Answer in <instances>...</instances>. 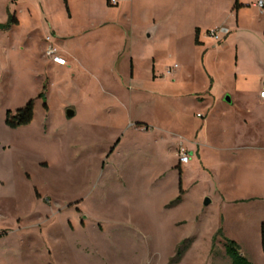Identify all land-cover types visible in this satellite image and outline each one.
<instances>
[{"label":"rangeland","instance_id":"374dc122","mask_svg":"<svg viewBox=\"0 0 264 264\" xmlns=\"http://www.w3.org/2000/svg\"><path fill=\"white\" fill-rule=\"evenodd\" d=\"M235 19L213 0H0V264H231L227 238L264 264V40L205 53L192 34Z\"/></svg>","mask_w":264,"mask_h":264},{"label":"crops","instance_id":"0c3cea01","mask_svg":"<svg viewBox=\"0 0 264 264\" xmlns=\"http://www.w3.org/2000/svg\"><path fill=\"white\" fill-rule=\"evenodd\" d=\"M123 1L125 2V0H123ZM256 1L257 0H213L214 5H218V4L222 5V3H224L226 5L227 9L230 12L234 13V15L236 16L234 24H232L231 26L219 25V24L202 25L201 23L193 24L192 25V34H195V36H194L195 44L198 46H201L203 49H206L205 53L207 51H209L213 42L216 41L214 38H212L209 35V31L212 29L218 28V27H226L227 29H229V33L224 35L222 37L221 41H216L219 44L223 43L224 46L227 45L231 35H233V34H234V36H235V34H240L243 36H248L250 38L253 37V38H257V39L259 38L261 40L262 39L264 40V9H260L257 6H255ZM107 4H108V2H107ZM119 4H120V0H118L117 6ZM247 12H254L257 15L253 21L254 24L252 25V27L254 29V33H255L254 35L251 33V30H248V26L246 25V13ZM18 22H19V20H18ZM157 31H158V26L150 29L148 32V36L152 37L153 35L157 34ZM197 31H199V33H198L199 43H196ZM208 37L211 38L212 40H215V41H212L208 44V40H209ZM61 66H65V65H61ZM173 71H174V69L171 70V72H173ZM228 97H230V96H228ZM209 98L210 97H206V100L208 101ZM230 99L231 100L228 101L226 98V101L228 103H232L233 98L230 97ZM261 104L264 105V99H262ZM190 160H191V157H190ZM188 163H190V161Z\"/></svg>","mask_w":264,"mask_h":264},{"label":"trees","instance_id":"16d2710c","mask_svg":"<svg viewBox=\"0 0 264 264\" xmlns=\"http://www.w3.org/2000/svg\"><path fill=\"white\" fill-rule=\"evenodd\" d=\"M67 4V0H64ZM108 5H112L110 0H107ZM18 23V20L15 16L10 18L9 24ZM198 33H196V43H199ZM40 97L46 98V92H42ZM47 107V104H45ZM34 119V102L33 100L29 101L24 107L18 109L15 113L8 111L6 123L11 128H18L21 126L29 125ZM218 234H222V229L219 230ZM264 234V226H263ZM225 251L228 257L231 259V264H253L242 252L240 245L232 239H226L225 241Z\"/></svg>","mask_w":264,"mask_h":264},{"label":"built area","instance_id":"2783aa9c","mask_svg":"<svg viewBox=\"0 0 264 264\" xmlns=\"http://www.w3.org/2000/svg\"><path fill=\"white\" fill-rule=\"evenodd\" d=\"M112 5H117L118 0H110ZM260 9H264V0H257L255 3ZM229 33V29L226 27H218L209 31V35L214 38L216 41H221L222 37ZM48 41H51V37L47 38ZM47 54L52 57V61L58 65H66L67 60L60 54V51L57 47L52 44L49 45L47 49ZM260 97L264 99V82L261 87ZM180 161L181 163H188L190 161V156L187 153L186 149L183 147L180 151Z\"/></svg>","mask_w":264,"mask_h":264},{"label":"water","instance_id":"95a60500","mask_svg":"<svg viewBox=\"0 0 264 264\" xmlns=\"http://www.w3.org/2000/svg\"><path fill=\"white\" fill-rule=\"evenodd\" d=\"M227 100L230 101L231 100L230 97H227ZM67 115L69 117H73L75 115V112L72 109H68ZM210 203H211V200L207 198L206 201H205V204L208 205Z\"/></svg>","mask_w":264,"mask_h":264}]
</instances>
